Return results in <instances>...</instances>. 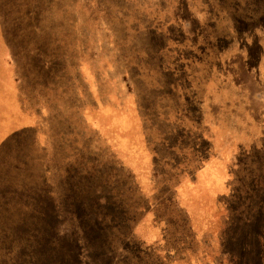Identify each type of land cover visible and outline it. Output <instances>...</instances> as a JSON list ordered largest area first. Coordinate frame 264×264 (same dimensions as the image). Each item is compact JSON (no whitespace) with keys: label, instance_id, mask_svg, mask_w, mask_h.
<instances>
[{"label":"rangeland","instance_id":"obj_1","mask_svg":"<svg viewBox=\"0 0 264 264\" xmlns=\"http://www.w3.org/2000/svg\"><path fill=\"white\" fill-rule=\"evenodd\" d=\"M0 46L39 129L0 148V264H264V0H0Z\"/></svg>","mask_w":264,"mask_h":264},{"label":"crops","instance_id":"obj_2","mask_svg":"<svg viewBox=\"0 0 264 264\" xmlns=\"http://www.w3.org/2000/svg\"><path fill=\"white\" fill-rule=\"evenodd\" d=\"M5 54H6V52L0 46V57L4 56ZM1 74L4 75L3 73H1ZM2 80H4V77L0 78V88H1V90H0V112H1V114H0V148L1 149L6 146L8 140L12 139L16 134H19L22 131H35L34 134L36 136L38 135V131H39V129H36L33 126L20 128L21 130L13 128V127H15V123L19 122L20 120L22 121V118H24L25 116L22 117L23 114L20 113L21 111H20L19 103L12 100L13 97H11V93L13 91H15L14 90L15 88H11V93H9L8 88H7V92L9 93V95H6L5 91H6L7 80H4V81H2ZM3 88H4V90H3ZM14 98H16V96H14ZM10 110L14 111V112H19V111L20 112H19V114L6 113L7 111H10ZM216 166H217V168L214 167L213 169H211V171H210V168H208V171L203 170L200 173V175L198 176V180L200 181V188L201 187L206 188V186L208 184V177L209 176H211L210 179L213 180L212 181L213 186H215V182H216L217 186L219 188L221 187V182L224 180L225 175H223V173L220 172L219 165L216 164ZM209 172H211V174ZM196 193L197 194H195V199L188 198V195H186L184 198L186 200V203L189 206L187 212H189L190 215L192 216V218L195 222V225L197 227H202V225H204L206 223L207 217L204 216L203 208H202V206H200V203L203 202V199L200 197L201 192H199V190H197ZM214 197H215L214 199L216 200V199H218V197H220V195L219 194L215 195V192H214ZM3 200H5V203L4 202L2 203ZM6 203H7V200L5 198L1 199L0 200V208L5 207L4 205H6ZM196 203H198V206L196 205ZM8 207L9 206H6V208H8ZM58 210L59 209H55V207H52V212H54L53 216H55V212L57 214ZM137 229L140 230L139 233H140V235H142L141 236L142 239L148 243H151V244L156 243L157 244L163 240V237H164L163 236V230L160 229L158 227V225H156L154 223L151 215H149L146 218V220H144V222L139 223L137 226ZM151 244H147V245L152 246ZM157 245H159V244H157ZM155 247H156V245H155ZM176 264H180L179 261H177ZM183 264H186V262L183 261ZM188 264H200V263H199V261H197L196 263L190 262Z\"/></svg>","mask_w":264,"mask_h":264},{"label":"trees","instance_id":"obj_3","mask_svg":"<svg viewBox=\"0 0 264 264\" xmlns=\"http://www.w3.org/2000/svg\"><path fill=\"white\" fill-rule=\"evenodd\" d=\"M162 67V66H161ZM55 207V206H54ZM34 224H36V222H34ZM142 246V245H141ZM142 248V247H141Z\"/></svg>","mask_w":264,"mask_h":264}]
</instances>
